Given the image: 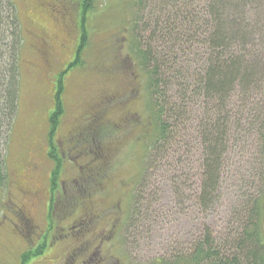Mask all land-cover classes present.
Wrapping results in <instances>:
<instances>
[{"label": "rangeland", "instance_id": "rangeland-1", "mask_svg": "<svg viewBox=\"0 0 264 264\" xmlns=\"http://www.w3.org/2000/svg\"><path fill=\"white\" fill-rule=\"evenodd\" d=\"M14 1L23 33L21 87L19 111L6 155L13 206L4 208L0 216V264H21V256L37 250L42 243L45 246L39 252H30L32 259L26 264H60L63 260L66 264H101L102 261L156 264L155 260L167 259L180 249L190 248L197 237L207 232L218 246L226 243L233 228L232 214L241 197L234 179H222L215 207L205 211L192 206L193 198H186L184 206L174 204L180 193L175 190L173 172L166 167L152 177L153 188L145 192L147 201L142 204L149 208V220L141 236L132 239L134 230H126L132 197L143 188L140 179L148 141L142 137L147 126L145 79L130 47L145 45L150 39L154 24L149 21V11L162 2L92 0L93 8L83 15L84 0H45L36 4L38 8H31L27 0ZM180 1L192 3V10L199 14L205 0ZM206 1L207 8L211 4L217 12L213 17L203 11L197 31L198 47L194 51L197 50L202 62L207 61L206 42L216 29L232 40L229 52L243 51L247 63L244 67L253 71V80L261 84L251 90L253 94L248 100L252 103L253 116L260 119L264 102V0ZM59 4L63 6L61 10ZM51 11H56L50 16L57 23L70 21L67 30L70 59L65 69L79 53L81 36L86 38L78 63L64 77V80L73 79L66 83L63 116L53 133V144L58 148L61 162L54 191L50 183L55 163L48 157V119L56 83L54 76L48 82L43 78V68L36 78L29 70L33 37L43 31L34 22L54 29L48 17ZM206 21L211 24L209 29ZM125 70L129 74L123 76ZM257 131L253 127V132ZM183 150H180L182 154ZM33 159L39 169L34 178L39 194L31 208L21 191L28 183L22 169ZM247 159L250 161L251 156ZM196 161L187 159L188 168L196 167ZM246 166L247 169L251 164ZM192 180L193 187L189 190L195 193L197 177ZM246 186L247 192L259 193L255 187L251 188V182ZM189 190L184 189V197L191 194ZM52 198L56 202L49 217ZM24 214L32 229L25 224ZM262 228L264 234V220Z\"/></svg>", "mask_w": 264, "mask_h": 264}, {"label": "trees", "instance_id": "trees-1", "mask_svg": "<svg viewBox=\"0 0 264 264\" xmlns=\"http://www.w3.org/2000/svg\"><path fill=\"white\" fill-rule=\"evenodd\" d=\"M159 1L162 3L157 2L154 10L149 11V21L154 24L150 39L145 45L130 47L145 79L147 126L142 137L148 141L140 179L143 188L132 197L126 230H134L132 239L141 236L149 220V208L142 204L147 201L145 192L153 188L152 177L163 167L173 172L175 190L180 193L174 204L184 206L186 198H193L192 206L205 211L215 207L222 179L230 181L233 178L241 197L232 214L233 228L226 243L218 246L207 232L197 237L190 248L180 249L175 256L155 262L264 264V102L262 119L253 116L252 103L248 102L253 94L251 90L261 84L255 83L253 71L244 67L247 63L243 51H239L240 54L229 52L233 42L224 32L216 29L208 38L207 61L202 62L197 50L194 51L198 47L197 31L203 11L214 17L216 6L210 4L207 8L205 0L199 14H195L192 3ZM91 4L92 0L83 1L82 14L93 8ZM210 25L206 21L208 29ZM22 40L15 1L0 0V216L4 208L13 206L6 155L19 111ZM84 42L85 38L81 45ZM50 115L49 135L52 136L62 115L59 104ZM253 127L259 132L254 133ZM185 139L189 142H184ZM248 155L250 161H247ZM50 156L55 159L51 177L54 191L61 162L55 158L54 150ZM187 159L195 160L197 166L188 168ZM249 163L251 166L246 169ZM196 177L198 191L193 193L189 189ZM249 182L251 188L258 184L255 187L257 195L246 191ZM184 189L191 194L184 197ZM159 217L163 216L159 214ZM42 246L32 251L39 252ZM32 251L21 256V264L32 259Z\"/></svg>", "mask_w": 264, "mask_h": 264}, {"label": "flooded vegetation", "instance_id": "flooded-vegetation-1", "mask_svg": "<svg viewBox=\"0 0 264 264\" xmlns=\"http://www.w3.org/2000/svg\"><path fill=\"white\" fill-rule=\"evenodd\" d=\"M44 1L45 0H27V3L29 4V6L31 5V8H38V6L36 4L43 3ZM48 1L51 2L52 0H48ZM50 4H52V3H50ZM34 5H36V6H34ZM42 5H44V4H42ZM44 6L49 7L48 5H44ZM54 6H55V4L53 5V7ZM62 8H63V6L59 4L58 9L61 10ZM52 12H56V11H51L50 14L47 13L49 18H51L50 15ZM39 18L41 19V17H39ZM51 19H52L54 29H52L50 26L49 27L43 26L40 22L38 23V21L34 22L35 27H38V28L41 27L43 29V31L38 36L33 37L34 43L32 45V50H31L32 54H31V57L29 60V62H30L29 63V70L33 74V76L36 78V75H39V73H40L39 72L40 69L43 68L44 72H45L43 74V78L46 79L47 82L52 78V76H54L53 80L56 83V87H55V89H54V87L52 88V93L55 91L54 92L55 95L53 97H51V104L53 107L51 114H52V112H55L57 104L60 105L61 114H62L63 110H64V107L62 104L63 103L62 97H63L65 89L67 88L66 83H70L73 79V78H66L64 80V77L66 74L69 73L68 70H70L71 67H73L74 65H76L78 63L77 59H78V56L80 54L81 49L85 46V42L83 43V45H80L79 53L77 54L75 61L73 63H71V65L67 69H65L64 65L68 62V59H70V54H69L68 49H67V45H68L67 30H68V26H69L70 21L69 22L68 21L67 22L59 21V23H57L55 21L56 19H53V18H51ZM84 29H85V27H83V30ZM81 38L83 39V38H85V36L82 35ZM82 39H81V43H82ZM68 65H69V63H68ZM61 69H62V71H61ZM128 74H129L128 70H125V72H123V76L128 75ZM136 76H138V74ZM136 76H133V77H136ZM104 77L106 79L109 78L108 76H104ZM48 85H50V83H48ZM62 116H63V114L59 118L58 124H59ZM48 137H49V147H50L48 157L51 158L50 154L54 150L55 156H56L55 158L59 159L58 155H57V154H59L58 148L55 147L53 144V135L52 136L49 135ZM64 153H65V151L62 152V154H64ZM59 161H60V159H59ZM52 162L55 163V159ZM26 166L27 167L23 168L22 170L25 172V175H27L28 183L26 184L27 188L23 189V191H21V192H22V196H23L25 202L31 208H33L35 206V204L37 203L36 201H37L38 194H39V191H37L35 186H34V178L36 176L37 170H39V169H38V164L34 159L31 162H28L26 164ZM50 183H51V181H50ZM50 201H51V203H50L49 208H48L49 217H51V214H52L51 210L54 208V205L56 202L55 198H52ZM25 214L23 215V220H24L25 224H27L31 228L32 225L29 224L27 215H25ZM41 245L45 246L43 243ZM74 257L75 256H73L72 258H74ZM60 264H66V262L63 260L60 262ZM97 264H100V262H98ZM101 264H104V262L102 261Z\"/></svg>", "mask_w": 264, "mask_h": 264}]
</instances>
